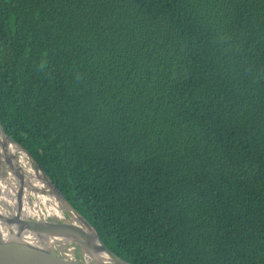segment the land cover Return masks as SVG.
<instances>
[{"label":"trees","instance_id":"1","mask_svg":"<svg viewBox=\"0 0 264 264\" xmlns=\"http://www.w3.org/2000/svg\"><path fill=\"white\" fill-rule=\"evenodd\" d=\"M0 119L132 263L264 264V0H0Z\"/></svg>","mask_w":264,"mask_h":264},{"label":"water","instance_id":"2","mask_svg":"<svg viewBox=\"0 0 264 264\" xmlns=\"http://www.w3.org/2000/svg\"><path fill=\"white\" fill-rule=\"evenodd\" d=\"M0 138L17 145L41 171L29 151L6 133L1 119ZM2 157L10 170L16 171L7 156H0V181L4 178ZM42 175L52 193L71 209L75 217L70 221H59L24 214L21 211L22 188L18 192L20 203L16 207L0 197V264H134L109 248L97 229L70 205L45 173ZM20 176L23 182L24 174ZM67 244H76L79 251L66 248Z\"/></svg>","mask_w":264,"mask_h":264},{"label":"bare ground","instance_id":"3","mask_svg":"<svg viewBox=\"0 0 264 264\" xmlns=\"http://www.w3.org/2000/svg\"><path fill=\"white\" fill-rule=\"evenodd\" d=\"M14 149H17L14 145H12V142H9L5 140V142L0 138V156H7L9 160L12 162L14 169L16 172L19 174L23 173L24 174V180L23 182L18 181L17 175L12 172V175L9 180L8 177L6 180L1 179L2 182H0V193L2 194L1 197L11 206L16 207L18 202V198L15 197V194L20 192L21 187H22V206H21V211L24 214L30 215V214H39L40 216H43V207L41 206L40 203H45L49 202L50 204L48 205V209L50 212H53V214H62L61 210L59 209V204L60 201L57 200V197L55 194L53 195L52 191L48 189V185L42 183L43 181L39 180V182L36 179V176L40 177L43 179V175L41 171H38L37 169L36 172L34 170L30 169V165L27 164V167L29 169H26V173H24L23 168L20 166L18 163ZM20 149V148H19ZM29 161V160H28ZM30 162V161H29ZM31 163V162H30ZM44 180V179H43ZM19 182V183H18ZM45 182V180H44ZM34 190V191H33ZM31 194H36L37 196V201H32L31 200ZM32 201V204H31Z\"/></svg>","mask_w":264,"mask_h":264},{"label":"rangeland","instance_id":"4","mask_svg":"<svg viewBox=\"0 0 264 264\" xmlns=\"http://www.w3.org/2000/svg\"><path fill=\"white\" fill-rule=\"evenodd\" d=\"M12 145H14V144H12ZM17 149H14V155H15V157H16V159H17V161H18V163L20 164V166L23 168V170H24V173H26V169H29L28 167H27V164H29L31 167H30V169H32V170H34V172L37 174V172H36V168L34 167V165H33V163L31 162V160H30V158L27 156V154L26 153H24L22 150H20L19 149V147L17 146V145H14ZM6 159H8L7 157H6ZM9 160V159H8ZM31 162H29V161ZM2 161H3V164H2V174H3V176H4V178L3 179H7V178H5V177H8V179L7 180H9L10 179V177H11V175H12V172H14V171H12V170H10V168H9V166H8V164L4 161V157H2ZM13 169H14V167H13ZM15 170V169H14ZM16 175H17V177H18V181H20V178H21V176H20V174L18 173V172H14ZM19 176H20V178H19ZM36 179H37V181L39 182V180H41V181H43L42 183H44V184H47V182L45 181L44 182V180L43 179H41L40 177H38V175L36 176ZM0 182H2V181H0ZM19 183V182H18ZM48 185V184H47ZM22 188V187H21ZM48 189H49V187H48ZM50 190V189H49ZM34 191V190H33ZM54 195V194H53ZM0 197H1V193H0ZM15 197L16 198H18V193L17 194H15ZM31 200L32 201H37V196H36V194H31ZM57 200H59V198L57 197ZM32 201H31V204H32ZM60 201V200H59ZM5 202V201H4ZM5 203H7V202H5ZM9 204H10V202H9ZM41 204V206L43 207V210H44V212H43V216H40L38 213L37 214H35V215H33V214H30L32 217H34V218H43V219H52V220H59V221H70L71 219H73V217H75L74 216V214H72V212L71 211H69L68 209H67V207L66 206H64L62 203H61V201H60V204H59V209L61 210V212H62V214L63 215H61V214H53V212H50V210L48 209V205L50 204L49 202H46L45 201V203L43 202V203H40Z\"/></svg>","mask_w":264,"mask_h":264},{"label":"flooded vegetation","instance_id":"5","mask_svg":"<svg viewBox=\"0 0 264 264\" xmlns=\"http://www.w3.org/2000/svg\"><path fill=\"white\" fill-rule=\"evenodd\" d=\"M61 203L64 205V203L61 201ZM65 206V205H64ZM67 207V206H66ZM68 209V208H67ZM69 210V209H68ZM66 248H69L73 251H79V248L76 244H67L65 245Z\"/></svg>","mask_w":264,"mask_h":264},{"label":"built area","instance_id":"6","mask_svg":"<svg viewBox=\"0 0 264 264\" xmlns=\"http://www.w3.org/2000/svg\"><path fill=\"white\" fill-rule=\"evenodd\" d=\"M3 201H5L4 199H3ZM6 202V201H5ZM8 204V203H7ZM9 205V204H8Z\"/></svg>","mask_w":264,"mask_h":264}]
</instances>
